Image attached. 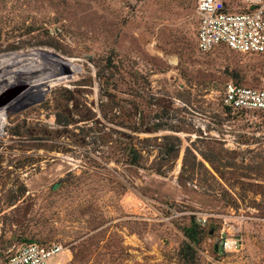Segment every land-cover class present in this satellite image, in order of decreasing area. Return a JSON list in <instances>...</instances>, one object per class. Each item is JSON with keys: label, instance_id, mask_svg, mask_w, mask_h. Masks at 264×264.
I'll return each instance as SVG.
<instances>
[{"label": "rangeland", "instance_id": "1", "mask_svg": "<svg viewBox=\"0 0 264 264\" xmlns=\"http://www.w3.org/2000/svg\"><path fill=\"white\" fill-rule=\"evenodd\" d=\"M196 2L0 0V68L20 62L0 72V264L31 243L63 247L50 264H186L193 219L198 264H264V118L218 95L264 87V55L199 53Z\"/></svg>", "mask_w": 264, "mask_h": 264}, {"label": "built area", "instance_id": "2", "mask_svg": "<svg viewBox=\"0 0 264 264\" xmlns=\"http://www.w3.org/2000/svg\"><path fill=\"white\" fill-rule=\"evenodd\" d=\"M197 0L196 49L209 53L215 48L248 55H264V0ZM221 106L230 114L264 118V87H245L227 82L218 92ZM64 251L61 245L35 243L20 247L4 264H50ZM57 264H72L70 259Z\"/></svg>", "mask_w": 264, "mask_h": 264}, {"label": "trees", "instance_id": "3", "mask_svg": "<svg viewBox=\"0 0 264 264\" xmlns=\"http://www.w3.org/2000/svg\"><path fill=\"white\" fill-rule=\"evenodd\" d=\"M234 84L240 85L237 83H234ZM58 116L59 115H56V118ZM236 116H239V115H236ZM126 153H127V157H129V161H128L129 164H131V165H133V164L138 165L139 164L141 157L133 145L130 144L126 148ZM182 232H183V235L185 237V241H184L182 248L180 250V255L186 264H198L196 262V256H195V249L194 248L201 242L202 236H203V230L199 226V224L196 223L195 220L193 219L190 221L189 226L183 228Z\"/></svg>", "mask_w": 264, "mask_h": 264}, {"label": "bare ground", "instance_id": "4", "mask_svg": "<svg viewBox=\"0 0 264 264\" xmlns=\"http://www.w3.org/2000/svg\"><path fill=\"white\" fill-rule=\"evenodd\" d=\"M20 64L19 60L17 59V57H14V58H10V60L5 63V64H1L2 68H0V72L5 70V69H8V70H11V68H14V67H17L18 65ZM27 64V63H26ZM29 68H34L33 71H38V72H41L42 70H46L44 74H41V75H38V76H30L31 73H29V80L24 82V86L26 87H30L29 91L31 92L33 89H35L36 92H39L41 93L43 91V88L44 86L46 85V75L49 73V71H52V70H47V68L44 67V64H42L41 66L37 67V66H30ZM23 69V67H22ZM50 69V68H49ZM22 71V70H21ZM56 72V71H55ZM16 73H20L19 72H16ZM51 74V73H50ZM56 74V73H55ZM55 74L53 73V76H55ZM58 74V73H57ZM26 76V75H25ZM16 77V76H15ZM20 77V76H19ZM27 77V76H26ZM25 77V78H26ZM24 78V79H25ZM27 79V78H26ZM51 79V78H50ZM4 80V79H3ZM15 81V80H14ZM28 87V88H29ZM5 89V87L3 88ZM33 93V92H32ZM10 94V93H9ZM31 98V97H30ZM7 109V107H6Z\"/></svg>", "mask_w": 264, "mask_h": 264}]
</instances>
